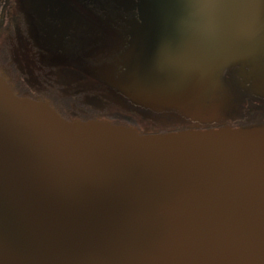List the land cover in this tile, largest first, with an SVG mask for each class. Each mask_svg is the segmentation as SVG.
<instances>
[{"label":"water","instance_id":"1","mask_svg":"<svg viewBox=\"0 0 264 264\" xmlns=\"http://www.w3.org/2000/svg\"><path fill=\"white\" fill-rule=\"evenodd\" d=\"M41 42L138 109L66 118L0 67V264H264V0H31Z\"/></svg>","mask_w":264,"mask_h":264},{"label":"flooded vegetation","instance_id":"2","mask_svg":"<svg viewBox=\"0 0 264 264\" xmlns=\"http://www.w3.org/2000/svg\"><path fill=\"white\" fill-rule=\"evenodd\" d=\"M31 0H0V67L19 94L48 100L66 118H106L136 126L143 132L203 128L174 115H158L138 109L118 97L100 81L83 71V64L71 54L62 59L41 42L38 19L30 8ZM34 39V44L30 39ZM12 42L11 51L19 64L12 66L3 45ZM64 78L68 88L56 84ZM228 89L235 97L236 109L227 121L230 125L264 122V98L238 87L228 75Z\"/></svg>","mask_w":264,"mask_h":264},{"label":"rangeland","instance_id":"3","mask_svg":"<svg viewBox=\"0 0 264 264\" xmlns=\"http://www.w3.org/2000/svg\"><path fill=\"white\" fill-rule=\"evenodd\" d=\"M30 43L34 44L33 38L30 39ZM11 47H12L11 41L3 45V48L5 49L7 56H9L8 57L9 61H12V66L14 67L16 64H19V63H18V60L17 61L15 60V56L12 54ZM54 84H56L58 88H61V90H65L66 88H68L67 82L62 77L58 79Z\"/></svg>","mask_w":264,"mask_h":264}]
</instances>
